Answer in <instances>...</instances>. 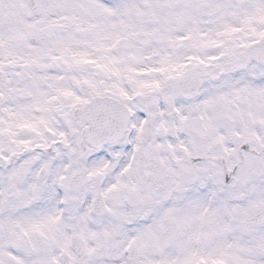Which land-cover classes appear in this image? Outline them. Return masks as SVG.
I'll return each instance as SVG.
<instances>
[{"label":"snow or ice","instance_id":"obj_1","mask_svg":"<svg viewBox=\"0 0 264 264\" xmlns=\"http://www.w3.org/2000/svg\"><path fill=\"white\" fill-rule=\"evenodd\" d=\"M0 264H264V0H0Z\"/></svg>","mask_w":264,"mask_h":264}]
</instances>
